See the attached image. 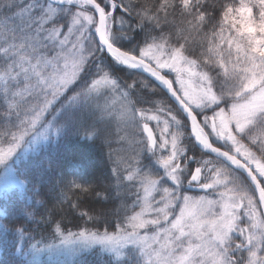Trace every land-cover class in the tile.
I'll return each instance as SVG.
<instances>
[{
	"label": "snow or ice",
	"instance_id": "6c2138e0",
	"mask_svg": "<svg viewBox=\"0 0 264 264\" xmlns=\"http://www.w3.org/2000/svg\"><path fill=\"white\" fill-rule=\"evenodd\" d=\"M0 98L4 192L24 196L0 235L18 264L94 246L117 264L129 246L142 264H264V0H0ZM113 125L132 155L112 148ZM68 140L107 146L114 183L96 191L99 164L19 166ZM110 191L114 231L67 227L97 219L83 196ZM37 213L51 243L31 231Z\"/></svg>",
	"mask_w": 264,
	"mask_h": 264
},
{
	"label": "trees",
	"instance_id": "16d2710c",
	"mask_svg": "<svg viewBox=\"0 0 264 264\" xmlns=\"http://www.w3.org/2000/svg\"><path fill=\"white\" fill-rule=\"evenodd\" d=\"M149 3L152 0H148ZM16 23H20V21H16ZM128 79V77H125ZM2 101V98H0ZM146 107L151 108L152 105H146ZM3 112L2 102H0V113ZM113 137H112V148L115 146V141L119 137V132L116 130V126H112ZM109 149L107 146L103 148V151H97L96 149H91L82 145H78L75 140H68L65 142H61L59 145L55 147H48L45 151L41 153V155L35 157V160L31 163V166L36 168L40 167L43 164H46L49 161H60L65 170L69 172H74L77 175H84L86 173H92L97 164H99L102 172L97 173L99 179H93L92 182L96 184V191H102L104 188L109 187L110 184L114 182L111 179V171L112 163L108 159ZM133 154V151L130 155ZM193 152H189V155H192ZM84 157L88 162L87 169L78 168L76 165L79 163L80 158ZM114 158V157H113ZM141 164L140 166L144 167L145 172L153 171V166L149 163V160L144 158L143 156L140 158ZM106 195L109 196V199H103V196L97 198L95 195L89 194L87 196L82 197V208L84 211L89 212L94 215L97 219L93 222H88L85 224L87 217H79L77 214L76 218L73 219L69 216L65 223L69 229L77 228L76 225L87 226V227H95L99 228L101 231L104 228H107L109 232L114 231V225L119 222L120 217L123 216V213H120V216H117L114 209L118 208L120 205V201L115 199V192L110 191ZM24 200V196L22 193L15 192L13 196L7 201L4 202L3 206L8 213H11V216L8 214L6 216L7 222L10 223L9 227L13 226V224L17 223V209L21 207ZM131 201L129 200V203ZM1 205V203H0ZM44 209H40V212H44ZM47 215V213H45ZM36 221L31 224L32 227L38 228L39 231L43 230V221L41 220L40 214L37 213ZM71 221V222H69ZM35 223V225H34ZM12 236L9 234L2 243H0V264H13V261H17L18 264V256L13 255V248L11 246ZM135 251V250H133ZM132 251V252H133ZM127 253L121 261L123 264H142L140 257L137 254H133L128 250ZM93 254V257H66L62 258L59 261H55L53 263L48 264H117L116 260L110 259L106 252H97V253H88ZM83 257V258H82ZM81 258V259H80ZM65 260V262H64Z\"/></svg>",
	"mask_w": 264,
	"mask_h": 264
},
{
	"label": "rangeland",
	"instance_id": "374dc122",
	"mask_svg": "<svg viewBox=\"0 0 264 264\" xmlns=\"http://www.w3.org/2000/svg\"><path fill=\"white\" fill-rule=\"evenodd\" d=\"M1 178H3V176H1ZM3 182H4V178H3V181L1 182V179H0V189H2V188H4V184H3ZM188 194H190V195H193V196H199V195H204L205 193H202V194H193V193H189L188 192ZM129 247H131V246H129ZM102 250H106V249H104V248H102V247H100ZM132 248V247H131ZM65 250V249H64ZM115 256V255H114Z\"/></svg>",
	"mask_w": 264,
	"mask_h": 264
},
{
	"label": "water",
	"instance_id": "95a60500",
	"mask_svg": "<svg viewBox=\"0 0 264 264\" xmlns=\"http://www.w3.org/2000/svg\"><path fill=\"white\" fill-rule=\"evenodd\" d=\"M145 75L147 76V74L145 73ZM189 190H194V191H202L200 190L199 188H192V189H189Z\"/></svg>",
	"mask_w": 264,
	"mask_h": 264
}]
</instances>
